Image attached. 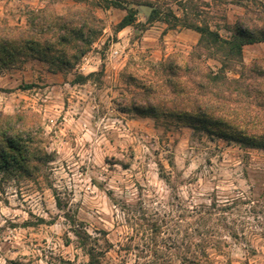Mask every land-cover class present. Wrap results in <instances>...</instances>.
Returning a JSON list of instances; mask_svg holds the SVG:
<instances>
[{
    "label": "rangeland",
    "instance_id": "1",
    "mask_svg": "<svg viewBox=\"0 0 264 264\" xmlns=\"http://www.w3.org/2000/svg\"><path fill=\"white\" fill-rule=\"evenodd\" d=\"M120 2L137 13L117 30L126 10L102 0H0V25L83 7L100 19L61 70L36 58L0 67V112L32 113L40 140L33 174L0 172V264H89L90 248L101 264H264V148L163 125L124 101L151 64L193 50L191 24L229 37L240 16L262 24L264 0ZM261 57L264 42L243 46L244 65Z\"/></svg>",
    "mask_w": 264,
    "mask_h": 264
},
{
    "label": "trees",
    "instance_id": "2",
    "mask_svg": "<svg viewBox=\"0 0 264 264\" xmlns=\"http://www.w3.org/2000/svg\"><path fill=\"white\" fill-rule=\"evenodd\" d=\"M102 1L105 7L126 10L117 30L134 23L135 8L123 6L120 0ZM158 15V10H152L147 22ZM27 19L24 28L0 25V67L36 58L52 71L61 70L90 45L93 27L100 22L87 7L66 16L28 11ZM189 27L199 34L193 50L187 56L175 54L151 64L146 81L138 84L140 91L125 98L126 107L151 115L163 125H186L246 147L264 148V57L248 66L242 61L243 46L264 42V20L257 25L240 16L229 37L205 24ZM209 58L219 65L212 68L206 62ZM31 114L0 112V172L5 175L30 176L37 170L40 140ZM87 253L89 264H101L92 248Z\"/></svg>",
    "mask_w": 264,
    "mask_h": 264
},
{
    "label": "water",
    "instance_id": "3",
    "mask_svg": "<svg viewBox=\"0 0 264 264\" xmlns=\"http://www.w3.org/2000/svg\"><path fill=\"white\" fill-rule=\"evenodd\" d=\"M140 8L142 9V11L144 12L146 17L149 16V14L151 13V10H152V8L150 6H145V5H142Z\"/></svg>",
    "mask_w": 264,
    "mask_h": 264
},
{
    "label": "built area",
    "instance_id": "4",
    "mask_svg": "<svg viewBox=\"0 0 264 264\" xmlns=\"http://www.w3.org/2000/svg\"><path fill=\"white\" fill-rule=\"evenodd\" d=\"M114 52H116V50Z\"/></svg>",
    "mask_w": 264,
    "mask_h": 264
}]
</instances>
